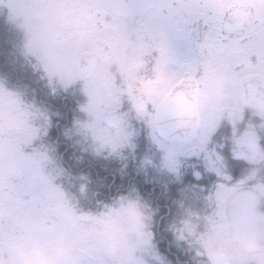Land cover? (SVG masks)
I'll return each mask as SVG.
<instances>
[{
  "label": "clouds",
  "instance_id": "1",
  "mask_svg": "<svg viewBox=\"0 0 264 264\" xmlns=\"http://www.w3.org/2000/svg\"><path fill=\"white\" fill-rule=\"evenodd\" d=\"M0 264H264V0H0Z\"/></svg>",
  "mask_w": 264,
  "mask_h": 264
}]
</instances>
